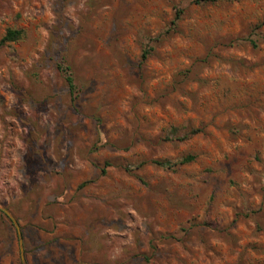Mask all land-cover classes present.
<instances>
[{"label":"rangeland","instance_id":"1","mask_svg":"<svg viewBox=\"0 0 264 264\" xmlns=\"http://www.w3.org/2000/svg\"><path fill=\"white\" fill-rule=\"evenodd\" d=\"M263 22L264 0H0V39L23 32L0 207L27 264H264ZM0 264H23L1 209Z\"/></svg>","mask_w":264,"mask_h":264},{"label":"trees","instance_id":"2","mask_svg":"<svg viewBox=\"0 0 264 264\" xmlns=\"http://www.w3.org/2000/svg\"><path fill=\"white\" fill-rule=\"evenodd\" d=\"M197 1H208V0H197ZM179 18V15L177 14V19ZM264 23V22H263ZM23 37V32L18 29H8L6 34L0 39V47H2L4 44L12 41L19 40ZM253 47H257V42L253 39H247ZM152 52L151 48H146L143 50L142 53V60H146ZM58 69L62 73L65 82L67 84V87L69 89L70 94L74 97L77 95V85L75 81V77L72 71V67L70 64H68L66 61H60L57 64ZM77 97V96H76ZM194 159V156H187L183 158L179 163H187ZM153 163L164 166V167H174L177 165V163L171 162L170 160H154Z\"/></svg>","mask_w":264,"mask_h":264},{"label":"water","instance_id":"3","mask_svg":"<svg viewBox=\"0 0 264 264\" xmlns=\"http://www.w3.org/2000/svg\"><path fill=\"white\" fill-rule=\"evenodd\" d=\"M0 209L12 220L13 224L16 226V228L18 230L22 263L27 264V261L25 258V252H24L23 236H22V233L20 230V225L17 222V220L15 219V217L6 208L0 207Z\"/></svg>","mask_w":264,"mask_h":264}]
</instances>
